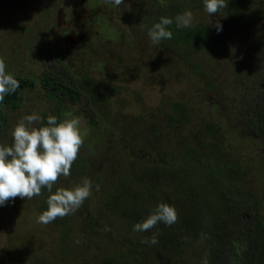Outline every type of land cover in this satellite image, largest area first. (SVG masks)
Wrapping results in <instances>:
<instances>
[{
    "label": "trees",
    "instance_id": "trees-1",
    "mask_svg": "<svg viewBox=\"0 0 264 264\" xmlns=\"http://www.w3.org/2000/svg\"><path fill=\"white\" fill-rule=\"evenodd\" d=\"M84 1L88 17L92 21L99 20L94 35L110 43H117L123 37L107 18L110 11L118 7H125L143 32H148L161 18L171 19L173 23L167 27L172 38L162 40L159 48H166L163 52L169 49L171 55L188 68L190 75L206 82L207 91L213 86L202 71L203 62L191 59L213 54L215 45L232 27L244 28L264 18V0H226L227 7L218 12L224 18L222 30L217 32L203 21H192L188 27L176 26V18L186 11H206L203 0H165L163 5L156 0H127L118 7L104 0ZM106 30L111 31L109 36L103 32ZM48 52L52 55L50 64L44 62L38 78L7 71L14 74L19 87L0 102V141L8 134V112L18 111L26 91L36 88L46 100L57 103L50 115L58 120L62 119L60 107L66 101L81 102L90 115L88 126L98 130L99 142L92 147L93 151L106 145L100 138L110 136L111 141L107 143L111 146L110 154H105L106 162L118 160L126 164V168L118 165L115 171L110 166L112 172H108L109 166L97 169L93 163L97 159L95 153L80 149L71 174L61 176L52 191L54 193L59 187L71 188L87 178L92 181V194L73 214L47 224L60 230V240L67 238L72 225L69 220L76 218L80 220L77 230L80 237L96 245L105 244L111 250L101 264L120 261L122 264H174L184 255L188 256L181 261L185 264L191 259H196L192 264H203L205 259L207 264H264V207L260 209L253 191L245 183H237L242 168L233 164L220 145L225 134H234L243 142L256 141L264 146V74L241 82L237 113L226 115L221 109L216 112L228 128L223 133L212 121L196 123L193 128L189 108L183 101L169 102L164 111L143 109L140 115L145 118L138 116L134 123L120 121L117 117L111 119L105 113L107 106L106 111L99 109L108 104L113 83L119 82L113 77H120L124 69L113 66L116 74L112 75L115 76H107L103 63L97 61L101 63L98 68L97 62L92 64V61L86 66L91 73L104 75L103 80H95L89 71L73 76L69 60L52 49ZM171 64L174 66L173 62ZM215 96L220 102L222 95ZM48 116L42 113L41 122L35 126L46 125ZM143 120L146 125L139 126ZM168 131L179 134L177 147L173 149L163 138ZM12 142L10 136L5 145L11 146ZM163 143H167L166 149L171 154L163 149ZM99 162L104 163L102 157ZM104 172H108L107 178H102ZM110 174L113 178H108ZM48 196L47 189L34 196L39 214L47 209ZM92 200H95L94 205H91ZM160 202L174 206L177 222L171 226L158 223L149 231H134V224L142 222ZM154 233H159L158 244L142 243ZM194 242L199 244L201 251L200 256L196 253L197 258L187 253ZM61 247L60 251L67 248L68 243L62 241ZM34 264L44 263L36 260Z\"/></svg>",
    "mask_w": 264,
    "mask_h": 264
},
{
    "label": "rangeland",
    "instance_id": "rangeland-1",
    "mask_svg": "<svg viewBox=\"0 0 264 264\" xmlns=\"http://www.w3.org/2000/svg\"><path fill=\"white\" fill-rule=\"evenodd\" d=\"M164 1L156 0L161 5ZM84 5V0H0V58L5 61L6 71L26 73L38 78L45 66L44 62L50 64V49L69 60L73 76L89 71L87 62H102L107 76L112 77L115 76L112 73L116 74L112 67L118 66L125 73L113 77L119 82L113 83V94L108 104H103L104 107L99 109L106 111L107 106L105 113L111 119L117 117L120 121L134 123L143 109L164 111L169 102L183 101L189 108L193 128H196V123L212 121L223 133L228 128L222 116L216 112L221 109L226 115L237 113L241 82L256 74H264V18L244 28L232 27L223 40L215 45L216 51L213 54H201L191 59L193 62H203L200 65L202 71L209 76L213 86L212 90L207 91L206 82L190 75L188 68L173 57L169 49L163 52L166 48L161 49L159 44L154 46L151 43L147 32L139 29V24L127 13L125 7L110 11V18L107 17L110 25L123 36L119 42L110 43L94 35L99 20L92 21ZM191 13L193 22L203 21L215 31V22L221 24L224 18L221 13L212 16L206 11ZM103 32L108 36L111 34L109 30ZM97 65L101 67V63L97 62ZM89 74L95 80L104 79L102 74L91 71ZM215 94L222 95L220 102L215 100ZM56 105L55 101L46 100L36 88L26 91L20 109L8 112L9 130L0 145H5L18 120L32 113L50 115ZM82 106L81 102L66 101L60 107V118L63 119L64 113L68 111L80 117L81 129H87L81 148L95 153L97 159L93 162L94 168L109 166L108 172L113 171H109L110 166H113L114 171L118 165L126 168V164L118 160L115 163L106 162L105 154H110L108 151L111 146L107 145L111 141L110 136L100 138L106 145L101 150L93 151L92 147L99 142L98 130L88 126L90 115ZM143 122L139 126L146 125V121ZM178 135L169 131L163 134L171 149L177 147ZM166 145L162 144L163 149L171 154ZM220 145L222 152L231 157L233 164L242 168L237 183H245L253 191L260 209L264 207V146L256 141L243 142L234 134H225ZM101 157L103 164L99 162ZM108 172H104L102 178H107ZM92 173L96 174L94 171ZM108 178H113L112 174ZM94 204L95 200H92L91 205ZM36 205L34 197H17L0 206V264H34L36 260L44 264H101L103 258L111 253L105 244L96 245L80 237V231L77 233L80 220L76 218L69 220V224L72 222L71 231L65 240H60V230L37 222L39 213ZM62 241L67 242L68 247L60 251ZM187 253L194 258L200 256L199 244L191 243ZM186 258L187 255L181 256V260L174 264H185L181 261ZM195 260L191 259L188 264Z\"/></svg>",
    "mask_w": 264,
    "mask_h": 264
},
{
    "label": "clouds",
    "instance_id": "clouds-1",
    "mask_svg": "<svg viewBox=\"0 0 264 264\" xmlns=\"http://www.w3.org/2000/svg\"><path fill=\"white\" fill-rule=\"evenodd\" d=\"M115 6L124 4V0H104ZM206 12L212 16L227 7L226 0H203ZM193 16L186 11L176 18L177 27H188ZM173 21L161 18L147 32L151 43L155 46L162 40L172 38L168 30ZM211 23V21L209 22ZM217 32L222 25L216 21L213 25ZM5 61L0 58V102L5 95L14 93L19 87V81L14 74L6 71ZM41 117L32 113L18 120L11 131L12 144L0 145V206L19 197L32 199L47 189V209L42 211L37 222L49 224L57 218L73 214L83 202L92 194V181L84 178L71 188L59 187L53 193V186L61 176L71 174L72 164L84 143L87 129H81V119L74 116L71 111L64 113V118L58 120L56 116L49 115L46 125L36 127ZM97 190L99 186L97 185ZM178 216L174 206L160 202L150 215L142 222L135 223L134 231L144 232L156 227L158 223L171 226L177 222ZM159 233H154L142 243L156 245ZM207 264V260L203 261Z\"/></svg>",
    "mask_w": 264,
    "mask_h": 264
}]
</instances>
